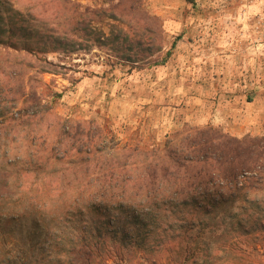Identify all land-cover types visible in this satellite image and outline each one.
Here are the masks:
<instances>
[{"label":"rangeland","instance_id":"1","mask_svg":"<svg viewBox=\"0 0 264 264\" xmlns=\"http://www.w3.org/2000/svg\"><path fill=\"white\" fill-rule=\"evenodd\" d=\"M134 4L133 10H124L122 0H0L3 27L20 11L32 14L13 35L0 30V37L8 40L0 43V121L22 108V98L13 101L14 95L1 86L22 80L23 93L30 90L28 81L43 87L45 95L50 90L62 93L52 107L60 125L68 118L72 124L106 125L122 143L185 134L187 126H211L239 138L264 136V0ZM12 40L29 54L9 48ZM45 58L55 66L44 63ZM12 124L7 126L11 132L0 137V179L27 163L31 156L26 144L41 149L48 143L45 122ZM64 166H71L69 159L54 158L46 172L60 173ZM78 206L66 215L70 223L62 220V225L56 220L67 209L1 201L0 264H71L74 238L82 228L95 227L93 214L80 219ZM225 228L223 224L211 240V250L225 248L215 264H264V246L251 249V241L243 239L232 248L229 225ZM116 236L120 239L121 232ZM130 253L126 258L100 253L95 263L180 262L175 251Z\"/></svg>","mask_w":264,"mask_h":264},{"label":"trees","instance_id":"2","mask_svg":"<svg viewBox=\"0 0 264 264\" xmlns=\"http://www.w3.org/2000/svg\"><path fill=\"white\" fill-rule=\"evenodd\" d=\"M123 2L124 10L135 8L134 0ZM29 15L20 11L14 21L0 25L3 35H13L22 20L31 21ZM4 41L0 37V43ZM9 42L5 48L29 54L14 40ZM44 63L55 66L46 58ZM28 82L30 90L24 93L22 80L1 86L14 95L13 101L22 98V108L0 121H10L0 125V137L11 132L7 126L12 122L37 119L48 126L50 132L43 135L48 143L41 149L26 144L31 157L14 175L0 179V202L67 209L56 220L59 224H69L67 216L78 205L80 219L91 212L95 227L82 228L74 238L71 264H96L100 253L126 258L132 249L175 251L179 264H215L225 248L216 245L211 250V240L223 224L229 225L225 229L231 233L232 248L243 239L251 241V249L264 246V136L239 138L211 126H187L185 134L176 131L163 139L152 136V142L142 137L122 143L106 125L72 124L69 118L60 125L61 117L52 107L62 93L50 90L45 95L43 87ZM55 125L59 128L52 131ZM54 158L69 159L71 166L60 173L46 172Z\"/></svg>","mask_w":264,"mask_h":264}]
</instances>
